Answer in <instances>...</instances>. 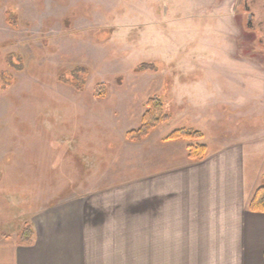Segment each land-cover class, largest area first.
<instances>
[{
    "label": "rangeland",
    "instance_id": "obj_1",
    "mask_svg": "<svg viewBox=\"0 0 264 264\" xmlns=\"http://www.w3.org/2000/svg\"><path fill=\"white\" fill-rule=\"evenodd\" d=\"M240 1L0 0V75L16 80L0 90V235L15 237L37 211L143 175L152 143L130 146L126 134L154 95L171 120L151 140L194 127L211 151L242 143L253 175L264 154V46L259 34L249 43ZM10 54L23 72L9 67ZM144 63L158 72L137 73ZM76 67L90 71L84 93L58 81ZM175 80L200 83L182 108L169 102ZM184 144L165 146L178 157Z\"/></svg>",
    "mask_w": 264,
    "mask_h": 264
},
{
    "label": "crops",
    "instance_id": "obj_2",
    "mask_svg": "<svg viewBox=\"0 0 264 264\" xmlns=\"http://www.w3.org/2000/svg\"><path fill=\"white\" fill-rule=\"evenodd\" d=\"M198 84L175 80L169 102L184 107ZM157 130L126 141L152 143L143 175L32 214L33 245L19 243L23 226L0 235V264H264V213L249 209L264 184V154L249 175L242 143L211 151L202 131L208 156L193 162L187 148L195 143L151 140ZM169 142H185V156L172 155Z\"/></svg>",
    "mask_w": 264,
    "mask_h": 264
},
{
    "label": "trees",
    "instance_id": "obj_3",
    "mask_svg": "<svg viewBox=\"0 0 264 264\" xmlns=\"http://www.w3.org/2000/svg\"><path fill=\"white\" fill-rule=\"evenodd\" d=\"M7 23L15 28L18 25L17 15L9 11L7 13ZM6 62L10 68L16 72L24 71V62L21 57L16 54H10L6 57ZM137 73L145 72H158V67L154 63H144L137 67ZM90 71L86 67H76L73 70L62 73L58 81L67 87L72 88L78 93H84L87 89L88 78ZM0 90H7L9 87L16 83L13 75L4 71L0 75ZM107 86L103 83L97 85L96 93L101 99L106 98ZM147 110L142 118L141 126L128 132L126 134V140L129 143H141L145 141L150 135L162 125L168 123L171 120V116L166 112V104L160 96L154 95L150 97L146 104ZM205 138L202 131L191 127L181 128L172 132L166 141H189L195 144H190L187 148V157L193 162H202L208 156V146L200 143ZM249 209L255 213H264V184L257 191L250 203ZM35 232L32 226L26 225L19 234V243L21 245H33Z\"/></svg>",
    "mask_w": 264,
    "mask_h": 264
},
{
    "label": "flooded vegetation",
    "instance_id": "obj_4",
    "mask_svg": "<svg viewBox=\"0 0 264 264\" xmlns=\"http://www.w3.org/2000/svg\"><path fill=\"white\" fill-rule=\"evenodd\" d=\"M235 8L238 18L246 22L251 33L249 43H254L259 34L260 43L264 46V0H241Z\"/></svg>",
    "mask_w": 264,
    "mask_h": 264
}]
</instances>
